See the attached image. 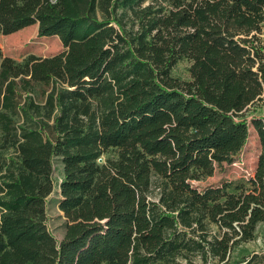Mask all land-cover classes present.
Returning a JSON list of instances; mask_svg holds the SVG:
<instances>
[{"label": "trees", "instance_id": "16d2710c", "mask_svg": "<svg viewBox=\"0 0 264 264\" xmlns=\"http://www.w3.org/2000/svg\"><path fill=\"white\" fill-rule=\"evenodd\" d=\"M32 25L64 50L0 48V264H264L236 256L264 223V118L244 119L264 98V0H0V34ZM250 125L253 174L195 186Z\"/></svg>", "mask_w": 264, "mask_h": 264}, {"label": "rangeland", "instance_id": "374dc122", "mask_svg": "<svg viewBox=\"0 0 264 264\" xmlns=\"http://www.w3.org/2000/svg\"><path fill=\"white\" fill-rule=\"evenodd\" d=\"M262 39L264 40V26ZM0 48L5 56L18 61L31 54L38 57H50L64 50L57 37H40L37 25H32L10 35L0 34ZM189 67L190 63L187 60H182L175 66L172 73L175 77L188 80ZM253 116L264 118V98L246 112L244 119L250 124ZM259 154V139L256 131L250 125L248 142L233 162L230 164L224 163L222 166L217 167L212 177L203 182H196L195 186L204 189L229 181L237 182L243 178L250 177L255 170ZM55 173L57 176L61 173V166L58 164ZM59 200V188L56 186L53 193L47 198V224L56 239L62 240L65 233L66 220L63 217V213L59 210ZM261 250L264 251V223L258 226L255 240L238 249L236 256L240 257L243 254Z\"/></svg>", "mask_w": 264, "mask_h": 264}]
</instances>
